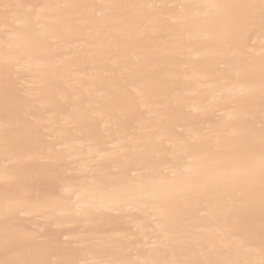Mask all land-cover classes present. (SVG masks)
Instances as JSON below:
<instances>
[{
  "label": "bare ground",
  "instance_id": "obj_1",
  "mask_svg": "<svg viewBox=\"0 0 264 264\" xmlns=\"http://www.w3.org/2000/svg\"><path fill=\"white\" fill-rule=\"evenodd\" d=\"M0 264H264V0H0Z\"/></svg>",
  "mask_w": 264,
  "mask_h": 264
}]
</instances>
